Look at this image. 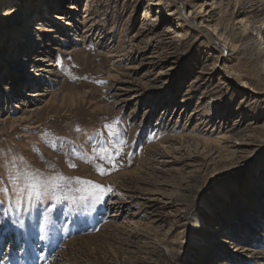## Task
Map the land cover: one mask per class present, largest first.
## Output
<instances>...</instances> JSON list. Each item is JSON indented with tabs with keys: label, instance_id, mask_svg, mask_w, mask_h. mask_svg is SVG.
<instances>
[{
	"label": "rangeland",
	"instance_id": "374dc122",
	"mask_svg": "<svg viewBox=\"0 0 264 264\" xmlns=\"http://www.w3.org/2000/svg\"><path fill=\"white\" fill-rule=\"evenodd\" d=\"M0 2V172L111 188L0 198V264H264V0ZM105 125L126 143L100 175Z\"/></svg>",
	"mask_w": 264,
	"mask_h": 264
},
{
	"label": "snow or ice",
	"instance_id": "6c2138e0",
	"mask_svg": "<svg viewBox=\"0 0 264 264\" xmlns=\"http://www.w3.org/2000/svg\"><path fill=\"white\" fill-rule=\"evenodd\" d=\"M109 129V134L105 135L102 132L96 131L95 135L99 136L100 139L96 141L99 147L92 148V155L82 154V158L85 162L93 164L95 170L100 175H107L111 171L118 167L117 158L121 155L126 143L123 139H117L113 144L111 142V137L115 135L112 130L111 125H105ZM76 131H81L77 127ZM45 136L51 135L50 133H45ZM92 138H95L93 136ZM107 144V146H104ZM52 147H56L53 143ZM22 162L21 167H17L15 161L13 160L11 169H8L5 165V171L0 172V178L7 176V182L11 187H0V198H7L8 194L11 193L12 197L15 198L17 202L20 200H27L31 202L32 200H42L55 196V194L61 189L63 181H69L75 179L76 182L82 185L81 191L88 192L90 195H95L96 193H106L111 191V188H106L104 185L97 183L96 181L90 179H84L81 177L68 178L63 173L57 171L54 174H43L39 169H33L27 161H24L23 157H18ZM97 160L104 162L106 161L111 167H106L104 163H97ZM55 168L53 164L49 165ZM70 167H76L74 163L69 165ZM102 197L96 195V200H100ZM43 239V237H41ZM43 258V257H41Z\"/></svg>",
	"mask_w": 264,
	"mask_h": 264
},
{
	"label": "bare ground",
	"instance_id": "6f19581e",
	"mask_svg": "<svg viewBox=\"0 0 264 264\" xmlns=\"http://www.w3.org/2000/svg\"><path fill=\"white\" fill-rule=\"evenodd\" d=\"M2 2V1H1ZM0 2V3H1ZM32 4H34L33 5V7H36L37 8V6H38V4H37V1H33L32 2ZM156 4V3H155ZM203 5V4H202ZM0 8H3V4L1 5L0 4ZM180 12L181 13H183L182 12V10H180ZM4 12L2 11V14H3ZM24 15H26V16H32V13H31V9H28V10H26L25 11V14ZM39 15V14H38ZM38 15H33V16H35V17H37ZM58 16H60V15H58ZM189 19H187V18H185V21H188ZM189 22V24H193L192 23V20L191 21H188ZM16 26V25H15ZM17 27H19V26H17ZM15 30H17L16 28H15ZM28 32L29 31H27L26 33H24V36L22 37V38H24L25 37V34H27L28 35ZM206 32H207V29H206ZM29 33H31V32H29ZM180 34V33H179ZM182 34V33H181ZM256 34L258 35V37L257 38H259V37H261L262 36V33H261V31H260V29H258L257 30V32H256ZM26 35V36H27ZM31 35H32V33H31ZM31 35H28L27 37H26V39H25V42H29L30 41V39H31ZM207 35H208V37L209 38H211V36H212V34L211 33H207ZM178 36H181V35H178ZM13 38H15L16 39V37H11V39H13ZM18 38H19V36H18ZM14 39V40H15ZM213 40V39H212ZM42 42V41H41ZM254 42L255 43H258V41H257V39L256 40H254ZM26 45H27V43H25ZM42 44V43H41ZM20 46V45H19ZM44 44H42V45H40L39 46V48L41 49V48H44ZM21 48H28V45H27V47H25V46H22ZM16 53H18V52H16ZM16 61H15V64L16 63H18L19 62V59L18 58H16L15 59ZM34 60H36L35 58H33L32 59V63H33V65H34ZM42 60V59H41ZM14 61V60H13ZM44 70V68H43V66L42 65H34V71H39V72H41V71H43ZM37 74V73H36ZM39 76V75H38ZM42 76H43V74H42ZM42 76H40L41 77V79L40 78H38V77H36L35 76V78H29V82L31 83V82H36V81H38V82H42L41 80H42ZM22 79V84L24 83V82H26V79L24 78H21ZM28 83V82H27ZM30 83H28V84H30ZM34 85H36L37 87L38 86H41L40 84H34ZM33 91V92H32ZM31 92V93H30ZM41 91L40 90H38V89H36V90H28V94L30 95V94H32V95H40L41 93H40ZM52 99V98H51ZM30 120H31V118H30ZM205 200H207L208 201V203H210V204H213L215 201H216V197L214 196V195H207L206 196V199ZM228 223H231V219L229 218V220L227 221ZM200 223H202L201 221H199V219L198 218H196V225H199ZM210 228H212V230L213 231H217L218 230V225H212V226H210ZM228 230L226 229V230H223L222 232L225 234V236H227V234H228V232H227ZM263 233V232H262ZM262 235L260 234V237H261ZM215 237V234H210L209 236H208V238H214Z\"/></svg>",
	"mask_w": 264,
	"mask_h": 264
}]
</instances>
